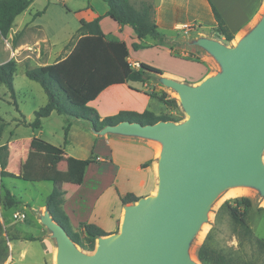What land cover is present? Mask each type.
<instances>
[{
	"label": "water",
	"instance_id": "1",
	"mask_svg": "<svg viewBox=\"0 0 264 264\" xmlns=\"http://www.w3.org/2000/svg\"><path fill=\"white\" fill-rule=\"evenodd\" d=\"M198 45L222 73L196 86L153 74L179 95L183 123L124 121L96 132L162 143L156 194L126 205L119 230L98 238L90 255L45 209L41 222L56 239V264H199L188 244L218 193L239 184L264 193V0L260 21L236 47L210 39Z\"/></svg>",
	"mask_w": 264,
	"mask_h": 264
},
{
	"label": "crops",
	"instance_id": "2",
	"mask_svg": "<svg viewBox=\"0 0 264 264\" xmlns=\"http://www.w3.org/2000/svg\"><path fill=\"white\" fill-rule=\"evenodd\" d=\"M34 1L16 17V19L19 18L18 24H16L15 19L13 26L17 25L16 32H23L25 36L31 39H39L43 42V47L42 49H32V44L21 43L20 46H26L27 49L24 58L21 61L16 60L18 65L24 62L29 66L34 64L32 68H35L56 64L64 60L71 53L80 37V21L91 22L100 18L101 32L110 39L126 44L128 49L127 62L132 69H138L135 65L146 64L162 71L161 76L166 79L187 83L191 86L198 85L208 77L206 66L202 63L183 62L181 59L174 58V63L180 65L184 63V67L190 70L187 72L188 75L184 76L175 74L168 69L162 70L158 66L159 64L152 62L154 61L153 58L138 55L139 52H145L146 49L134 50L132 45H143L147 38L138 40L130 26L119 25L106 16L108 7L102 0H56L58 3L69 4V6L65 4L66 9H62L64 12V14L61 13L63 14L62 18L71 16L76 18L78 23L74 34L73 32L69 33L65 25L61 26V31L66 30L64 35L70 36V40L66 48L56 51L54 50L55 46L64 44L66 39L55 44L52 41V32L48 26L41 22L42 19L49 16L50 0L42 10L32 12ZM142 2L152 6L158 31L164 37L171 35L161 31V27L175 29L177 26L186 25L190 20H198L201 7H206L210 11L213 18L212 26L215 25L212 8L217 11L233 35V40L249 34L263 15V0H130V3L135 7H138ZM182 13L184 17L181 20ZM151 40L153 43L157 42ZM149 46L150 48L155 47L151 44ZM156 49L167 52V50ZM176 49L183 50V47L172 48L170 54ZM131 83L142 84L143 88L141 90L133 88ZM147 85L148 80L143 83L128 82L111 85L100 92L88 105L93 107L101 118L117 115L121 111L136 113H142L145 110L153 111V106L150 103V92L146 91ZM116 87H119L118 91H114ZM55 116L60 118L62 115L52 112L47 118L41 120L39 128L42 122L57 118ZM25 123L29 124L26 121ZM67 123L69 125L67 143H64V128L63 146L49 143L40 131L39 135L27 139L30 141L29 146L31 147L27 151V157L34 156L42 169L49 168L47 171H52L51 174L54 176L46 180L63 182L66 195L62 209L74 230L78 228L79 224L87 223L99 227L106 236L114 234L118 231L122 221L124 207L134 204L123 205L120 200L121 197L131 194L139 200L154 194L157 190L159 142L132 135L110 132L96 133L90 126L81 125L80 121L74 119ZM74 141H78L79 147H75ZM13 145L14 142L11 140L8 144L11 152L10 157H12ZM35 147L37 151L34 153ZM87 160H90V163L85 164L84 162ZM42 209L44 210V207ZM35 232H39V234H32L33 238L38 239L35 241H40V243L46 241L41 238L40 233L42 231L40 229L35 230ZM27 251L24 249L21 255L24 256ZM48 252H50V246L47 250L43 249L44 254ZM39 253L41 252L35 255H39ZM50 263H53L52 260Z\"/></svg>",
	"mask_w": 264,
	"mask_h": 264
},
{
	"label": "rangeland",
	"instance_id": "3",
	"mask_svg": "<svg viewBox=\"0 0 264 264\" xmlns=\"http://www.w3.org/2000/svg\"><path fill=\"white\" fill-rule=\"evenodd\" d=\"M48 2L49 0H35L32 6V12L42 10ZM65 4L69 6L68 3H58L56 0H50L49 16L41 20L52 32V41L55 44L66 39L64 44H57L55 46L54 50L56 51L66 48L70 40V36L64 35L66 30L61 31V26L65 25L69 33L73 32V34L78 27L76 18L71 16L62 18L64 14L62 9H66L64 7ZM199 16L200 18L198 20H190L186 25L177 26L175 29L161 27V31L171 35L168 37L165 36V44H161L158 41L153 43L150 38H147L143 44L146 51L139 52L138 55L153 58L154 61L152 62L159 64L158 66L162 70L168 69L175 74L184 76L188 75L187 72L190 70L184 67V63L182 65L174 63V58L181 59L183 62L191 61L204 64L208 77L222 73L223 69L221 64L213 55L198 44L202 39H210L226 47L233 48L237 45L236 40L226 42L214 32L215 25L212 26L211 21L213 18L208 8L201 7ZM183 17L184 14L182 13L180 19L182 20ZM18 20L19 18L16 19V24H18ZM16 29L17 25H14L6 38L0 36V64L10 59L21 61L27 49L26 46H20L23 42L32 44V49H42L43 47V42L39 41V39L28 38L25 36V33L16 32ZM149 44L155 47L151 46L152 48H150ZM180 46L183 47V50L176 49L172 51L173 55L170 54L171 48ZM156 48L167 50V52ZM33 66L34 64H31L30 67ZM13 79V97L7 86L0 84V123L4 125V130L0 138V146L7 145L8 148L5 171L19 178H0V181L3 180V184L6 187L3 189L0 182V264H51V260L53 262L52 264H54L57 242L52 232L41 222V208H43L44 198L52 190L51 181H47L46 179L54 175L51 174L52 171H47L49 168L42 169L36 158H34L33 163L31 162V167L24 165L29 161L27 151L31 148L29 146L30 141H27V139L39 135L41 131V135L49 143L63 146V128L72 119L66 116H61L60 118L55 116L57 118L42 122L39 129L22 125V121L29 123L34 121V111H37L41 106L46 104L47 97L38 83L29 80L25 76L24 62L18 65ZM131 86L139 90L143 88L142 84L131 83ZM118 90L119 87L114 88V91ZM146 91L156 95L165 93L168 99H176L178 103L176 112L171 111V108L167 110L169 113L172 112L182 117L176 124H181L187 119V115L181 106L179 95L175 90L165 86L159 76H153L151 80H148ZM150 101L154 113L160 114L166 112L165 106L160 101L153 97H151ZM80 122L82 123L81 125L89 126L83 121ZM11 140L14 142L12 157H10L11 152L8 147ZM74 143L76 144L75 147L79 145L78 141H74ZM158 145V148L161 149L162 143ZM36 151L35 147L33 152L35 153ZM260 157L264 164V145L261 149ZM23 172L29 178L38 181L35 183L29 182L27 177L23 175ZM6 189L10 192L11 197L17 200V204L10 209L6 208ZM225 190L218 193L207 212L206 220L202 223V226H205V231L201 234L202 227H200L191 237L187 249L188 255L191 257L190 259L199 263L196 256L197 250L205 241L207 235H210L209 245L217 251L232 255L236 263L264 264V254L260 253L253 242H247L242 237L235 235L232 221L226 210L222 208V205L226 201H233L241 197L248 198L250 200V207L247 209L246 221L252 230L253 236L257 239L264 240V193L257 187L249 186V191L246 194L223 199ZM17 212L26 215L24 221L14 219L13 215ZM37 229L42 231L40 233L41 238H44L48 243L46 241L40 243V241L30 240L33 238L32 234H35V230ZM36 234H39V232ZM49 246L50 252L44 254L43 249L47 250ZM24 249L28 251L23 256L21 254ZM38 252L41 253L35 255ZM82 252L90 255L94 251Z\"/></svg>",
	"mask_w": 264,
	"mask_h": 264
},
{
	"label": "trees",
	"instance_id": "4",
	"mask_svg": "<svg viewBox=\"0 0 264 264\" xmlns=\"http://www.w3.org/2000/svg\"><path fill=\"white\" fill-rule=\"evenodd\" d=\"M108 7L106 16L110 17L119 25L130 26L138 40L151 38L165 44V37L159 33L158 26L154 20L153 8L150 4L142 2L138 7L133 6L130 0H102ZM32 3V0H0V36L6 38L13 28V23L21 13H23ZM215 20L214 32L226 42L233 40V35L225 26L217 11L212 8ZM100 18L91 22L80 21L79 34L71 53L56 64L45 65L32 68L25 63V76L40 85L47 97L45 106L34 112V121L22 125L37 129L41 120L47 118L52 112L66 116L77 121L87 123L94 132H100L104 127L116 125L120 122L128 121L140 123L142 125H153L160 121H170L178 123L182 117L167 110L178 109L176 99H168L165 93L150 96L160 101L166 112L156 114L152 110H145L142 113L121 111L117 115L101 118L97 111L90 107L89 102L93 101L105 88L115 84H125L128 82H145L151 80L153 74H162L156 68L146 64H140L138 69H132L127 62L128 49L125 43L106 37L99 27ZM134 50L144 48L142 44H133ZM172 50V48H171ZM18 63L10 59L0 64V84H4L14 96L13 78L17 71ZM4 130V125L0 123V138ZM69 125L64 127V143H67ZM8 148L7 145L0 146V178L18 179L19 177L6 172ZM34 156L29 157L24 165L30 166L34 162ZM90 163V160L84 162ZM31 167V166H30ZM27 177L29 182H37ZM51 181L52 190L44 198L43 207L49 215L60 226H62L73 243L82 251L92 252L95 248L96 240L106 236L105 232L93 224L81 223L77 229H73L69 219L62 209L66 195L63 189V182ZM5 189L3 180L0 181ZM6 208H12L17 204V200L11 197L10 192L5 190ZM123 205L135 203L136 197L129 194L121 197ZM250 207L248 198H237L233 201H226L222 208L228 213L237 237H242L247 242H253L260 253L264 254V240L253 236L252 230L246 221L247 209ZM31 241L38 239L32 238ZM210 235L197 250L196 256L200 264H238L233 256L213 249L209 245ZM246 264V263H243Z\"/></svg>",
	"mask_w": 264,
	"mask_h": 264
},
{
	"label": "bare ground",
	"instance_id": "5",
	"mask_svg": "<svg viewBox=\"0 0 264 264\" xmlns=\"http://www.w3.org/2000/svg\"><path fill=\"white\" fill-rule=\"evenodd\" d=\"M236 44H238L241 40V38H236ZM161 152V149L159 151V153ZM249 186L247 185H234V186H231L229 188H227L225 191V193L223 194V199L225 198H230V197H236V196H240V195H244L246 194L249 190H248ZM156 194V191L155 193ZM42 216L44 215V210L42 209ZM203 224L201 223L200 227H202V231H201V234L203 233V231H205V226H202ZM200 234V235H201ZM191 258V257H190ZM56 260H57V249H56V253H55V263L56 264Z\"/></svg>",
	"mask_w": 264,
	"mask_h": 264
},
{
	"label": "built area",
	"instance_id": "6",
	"mask_svg": "<svg viewBox=\"0 0 264 264\" xmlns=\"http://www.w3.org/2000/svg\"><path fill=\"white\" fill-rule=\"evenodd\" d=\"M136 68H139V65H135ZM14 219L20 220V221H24L26 218V215L24 213H14L13 215Z\"/></svg>",
	"mask_w": 264,
	"mask_h": 264
}]
</instances>
